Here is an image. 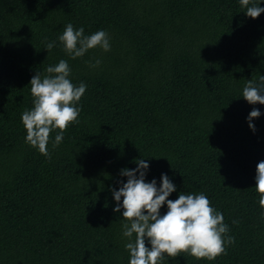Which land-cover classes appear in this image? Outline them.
<instances>
[{
  "label": "trees",
  "instance_id": "1",
  "mask_svg": "<svg viewBox=\"0 0 264 264\" xmlns=\"http://www.w3.org/2000/svg\"><path fill=\"white\" fill-rule=\"evenodd\" d=\"M245 11L239 0H0V264H129L113 191L139 159L145 182L174 183L168 199L206 195L234 238L214 260L160 264H264V105L242 97L264 76V13ZM69 23L106 31L110 51L71 58L58 39ZM61 59L87 88L78 123L56 147L50 133L46 157L26 143L21 116L31 78Z\"/></svg>",
  "mask_w": 264,
  "mask_h": 264
},
{
  "label": "clouds",
  "instance_id": "2",
  "mask_svg": "<svg viewBox=\"0 0 264 264\" xmlns=\"http://www.w3.org/2000/svg\"><path fill=\"white\" fill-rule=\"evenodd\" d=\"M239 2L246 8L245 15L252 19L264 13V8L259 4L249 6L250 0ZM58 39L73 59L82 57L96 47L105 52L110 51L109 37L104 30L84 35L83 27L77 30L69 23ZM53 47L54 42H50L46 50L50 51ZM100 62L96 60L92 67L98 66ZM46 73L42 76L36 72L31 78L33 107L23 112L21 121L26 130V143L48 157L50 133L54 129L59 130L53 143V147H56L62 142L68 126L78 123L81 108L76 105L87 85L81 82L77 86L69 79L71 69L63 59L55 66L47 67ZM242 97L249 104L264 105V76L259 77L258 83L248 80ZM260 115V111L255 108L248 114V126L252 131H255V126L251 121ZM136 164L135 169L121 170L120 175L126 177L127 181L113 191V199L117 202L113 211L120 213L123 209L122 217L126 221L122 228L123 236L129 238L125 245L130 256L129 264H160L165 254L175 258L180 253H188L197 260L211 261L225 253V243H234L231 236L225 240L228 225L224 223L223 214L210 206L206 195L181 192L177 199H168L176 191L169 177L162 174L157 187L155 179L145 182L149 168L146 159H139ZM255 190L259 194V205L264 208V160L256 165ZM165 204L167 211L161 215L160 208ZM146 240L150 247L146 246Z\"/></svg>",
  "mask_w": 264,
  "mask_h": 264
}]
</instances>
